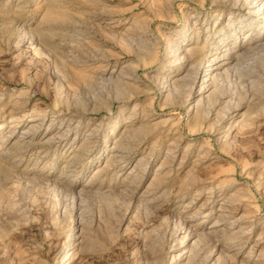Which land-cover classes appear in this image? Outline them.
Listing matches in <instances>:
<instances>
[{
	"label": "rangeland",
	"instance_id": "374dc122",
	"mask_svg": "<svg viewBox=\"0 0 264 264\" xmlns=\"http://www.w3.org/2000/svg\"><path fill=\"white\" fill-rule=\"evenodd\" d=\"M258 40L264 3L0 0V264H264Z\"/></svg>",
	"mask_w": 264,
	"mask_h": 264
},
{
	"label": "bare ground",
	"instance_id": "6f19581e",
	"mask_svg": "<svg viewBox=\"0 0 264 264\" xmlns=\"http://www.w3.org/2000/svg\"><path fill=\"white\" fill-rule=\"evenodd\" d=\"M243 2H245L246 3V7L249 9V10H255L258 6H259V4L261 3V4H263L264 3V0H242ZM252 47H254V46H252ZM255 47L257 48V47H264V42H262V41H256V45H255ZM225 51H228V50H225ZM195 53V52H194ZM229 53H225V54H222V56L225 58L227 55H228ZM234 55V54H233ZM220 56V55H219ZM221 58V59H224V58ZM229 59H234V58H232V56L231 57H229ZM212 61V60H211ZM213 63V62H212ZM212 63H209L208 65H213ZM217 63V62H216ZM224 64H226V62L224 63ZM214 66V65H213ZM218 66H220V65H218ZM201 74H203V73H201ZM213 74V73H212ZM212 74H211V72H207L206 74H204V76H205V78H208L209 80H212L213 79V77H212Z\"/></svg>",
	"mask_w": 264,
	"mask_h": 264
}]
</instances>
